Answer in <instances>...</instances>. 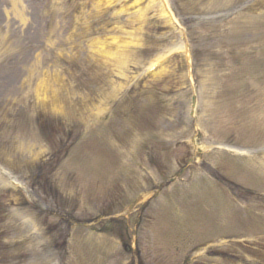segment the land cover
I'll return each mask as SVG.
<instances>
[{
  "label": "rangeland",
  "instance_id": "374dc122",
  "mask_svg": "<svg viewBox=\"0 0 264 264\" xmlns=\"http://www.w3.org/2000/svg\"><path fill=\"white\" fill-rule=\"evenodd\" d=\"M0 264H264V0H0Z\"/></svg>",
  "mask_w": 264,
  "mask_h": 264
},
{
  "label": "bare ground",
  "instance_id": "6f19581e",
  "mask_svg": "<svg viewBox=\"0 0 264 264\" xmlns=\"http://www.w3.org/2000/svg\"><path fill=\"white\" fill-rule=\"evenodd\" d=\"M119 62H120V60H119ZM119 62H118V65H119ZM152 65V62H151V64H150V66ZM148 69V68H147ZM165 68H161V69H158L156 72H154L151 76H155L156 74H158L159 72H162L163 70H164ZM146 72H147V70H146Z\"/></svg>",
  "mask_w": 264,
  "mask_h": 264
},
{
  "label": "water",
  "instance_id": "95a60500",
  "mask_svg": "<svg viewBox=\"0 0 264 264\" xmlns=\"http://www.w3.org/2000/svg\"><path fill=\"white\" fill-rule=\"evenodd\" d=\"M131 208H129V210H130Z\"/></svg>",
  "mask_w": 264,
  "mask_h": 264
}]
</instances>
